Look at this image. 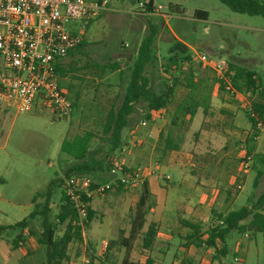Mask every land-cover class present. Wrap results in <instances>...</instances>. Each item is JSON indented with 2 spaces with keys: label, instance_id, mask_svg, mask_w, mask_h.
Segmentation results:
<instances>
[{
  "label": "rangeland",
  "instance_id": "1",
  "mask_svg": "<svg viewBox=\"0 0 264 264\" xmlns=\"http://www.w3.org/2000/svg\"><path fill=\"white\" fill-rule=\"evenodd\" d=\"M151 1L156 15L139 18L138 3L108 0L98 16L89 21L81 36V50L71 60L69 74L64 79H57L67 100L75 106L69 119H55L39 104H34L27 113H16L14 108L0 101V227L4 228L0 233V264L43 263L42 250L35 244V236L41 230L38 219L31 222L32 236L25 234L21 237V249L25 257H29L27 260H23L21 249L10 250V241L19 231L8 227L25 218L34 205L42 201L40 196L46 186L72 164L67 156L59 152L62 140L91 133L89 151L95 153V160L105 156V163L109 160L111 164L126 168L151 167L154 172L165 164V161L157 160L155 147L159 134L164 136L170 127L175 106L185 96L183 87L174 89L171 104L164 112L154 115L144 127L139 126L144 120L141 111L136 108L131 116V125L121 133V146L112 154L106 153L108 147L101 133V110L116 105L121 98L140 43L149 34L148 25L156 31L150 49L156 60L145 65L141 75L151 91L157 93L164 89V84H171L173 74L163 73L160 65L175 54L191 58V63L182 65L181 84L188 87L185 78H188L190 69L197 76L194 80V84L198 85L197 91L201 94L209 92L205 112L201 107L197 108L192 123L183 120L174 130L181 138L179 151L185 154L184 175L188 176V171H192L198 179L204 174L208 178L216 177L218 185L215 187L221 195L227 192L231 196L223 206V210L228 212L246 206L250 200L254 202L264 192V165L255 160V155H264V112L262 119L253 117L260 128L254 132L256 139L253 149L249 150L251 161L247 173L241 172L243 150L250 147L249 144L244 145L245 139L250 137L244 138V132H251L244 114L250 112L252 104H264L263 19L232 13L217 0ZM173 6H177L178 11H170ZM157 7H160L158 12L155 11ZM197 11L206 13V17L195 18ZM117 52L118 55L112 57ZM201 55L210 63L222 61L250 72L257 90L253 94L241 93L242 96L218 91L213 73L196 62V57ZM113 63L117 64L119 73L108 70ZM162 172L169 175L174 183L178 182L176 171L164 168ZM258 172L261 173L259 178ZM101 175L107 176L97 172L94 177ZM92 177L93 174L85 175L78 177L77 181L81 185L83 180H92ZM236 185H240V190H235ZM52 192L49 198L51 218L57 211L61 190L55 186ZM134 196V189H126L119 196L103 194L92 199V202L99 200V204L90 222L89 237L93 240H112L119 230L124 233L136 202ZM211 225H204L203 228L208 229ZM62 228V225L56 226L59 233ZM139 244L135 241L130 252L109 256L99 254L98 260H102L93 261L94 258L92 264H119L124 259L142 262L137 253ZM223 245L226 255L215 254L213 257L219 264H264V231L253 235L230 232ZM84 248L83 245L78 249L81 255ZM211 252L199 253L198 257L206 255V259H210ZM175 256L182 258L180 264H185V260L195 264L184 254ZM157 257L161 264L163 259ZM233 258L237 261L234 262ZM203 263L204 260H200L196 264Z\"/></svg>",
  "mask_w": 264,
  "mask_h": 264
},
{
  "label": "trees",
  "instance_id": "2",
  "mask_svg": "<svg viewBox=\"0 0 264 264\" xmlns=\"http://www.w3.org/2000/svg\"><path fill=\"white\" fill-rule=\"evenodd\" d=\"M134 3H142L143 10L146 13H152V1L151 0H130ZM221 5L226 7L230 12L235 14H244L247 16H258L264 21V4L261 0H217ZM170 11H178L177 6L170 7ZM195 18L204 19L206 13L197 11L194 13ZM149 34L144 36L136 55L135 61L130 69L127 84L124 88V92L119 98L116 105H110L108 108L101 110V133L105 136V144L107 145V152L112 154L122 144L121 133L123 129L129 128L132 121V114L138 108L142 113V119L145 122H151L152 118L156 114H160L171 104V99L174 96V89L179 86L186 90L185 96L179 101L171 115L170 127L165 132V135L159 134L158 144L155 147V156L159 162L166 159V156L171 151H177L181 138L174 130L182 124L184 118L189 123L190 119L194 116L197 108L201 107L203 112L208 108L209 92L206 94L198 92V85L194 84V73L188 69V78H185L188 87H185L180 82V73L183 68V64L186 62L191 63L189 56L177 57L175 54L167 57L162 61L160 69L163 73L171 72V84H164V89H160L157 93L151 91L148 86L147 80L141 75V71L145 65L151 61H155L156 57L151 53V47L153 40L155 39L156 31L152 25H148ZM80 45L77 47L79 49ZM199 64V63H198ZM108 70L113 72L117 70V64L113 63L108 66ZM60 69L56 67V72ZM199 74V72H196ZM229 83L233 90L237 93H251L257 90L256 82L253 75L243 68L228 65L227 72ZM197 78V76L195 77ZM199 83V82H198ZM197 83V84H198ZM215 84L218 91H224L220 81L215 79ZM260 95V93H258ZM71 109L74 108V104L70 103ZM264 104H252L250 112H246L244 116L247 119L251 131H255V118H263ZM245 113V112H244ZM254 134L248 137L244 141V145H250L249 149L244 148L245 154L249 155V150L253 149ZM92 138L91 133H84L81 136H73L70 139H64L59 145V152L67 156L72 164L68 166L59 177H82L93 174L92 180H88L90 187H94L97 184L104 183L108 180L106 174L110 169V162L104 157L100 160L93 159L95 154L93 151H89V142ZM255 160L264 165V155H255ZM124 169L126 167L122 166ZM131 169V168H129ZM104 175L94 177L96 173ZM264 172V166H263ZM261 173H257L259 178ZM56 178L50 182L40 198L42 201L34 205L33 210L22 220L9 226V229H18V231L26 229V234L32 236L31 222L34 219H38L40 225V233L35 236V244L42 250L43 263L42 264H67V252L68 247L75 241H81L79 232L76 228L70 226V222L74 217V211L71 205L65 200L62 190L60 188L61 178ZM58 187L61 190L59 197V205L56 213L50 216L49 198L53 193V187ZM112 190L120 194L124 192L120 185L113 186ZM111 189L104 194L112 191ZM134 192L137 196V200L134 205L133 211L129 216V229L126 238H121L117 241H108L107 247L104 252L106 255L113 246L123 247L128 249L137 237H140V248L142 251H149L153 245L156 235V225L154 223H148L145 225V215L149 209L153 206V198L148 191L146 180L141 181ZM35 201V200H34ZM33 201V202H34ZM264 192L260 193L254 202L251 200L244 207L239 208L236 211L228 212L224 215H217L215 217L214 226H210L206 231L201 232L198 225L183 222L189 233L185 237L184 245H193L196 247H204L213 249L215 254L224 257L226 255V249L223 245L224 238L230 232H236L237 234L253 235L255 233H261L264 231ZM94 213L87 210V223L85 224L86 230H88L89 223L93 218ZM217 222H221L218 224ZM63 225L62 231L59 233L56 230V226ZM144 228V230H143ZM4 230L0 227V233ZM22 235L18 234L11 241L12 249L19 247ZM21 244V243H20ZM221 245V246H220ZM93 259V257H91ZM149 261H147L148 264ZM131 264V263H122Z\"/></svg>",
  "mask_w": 264,
  "mask_h": 264
},
{
  "label": "built area",
  "instance_id": "3",
  "mask_svg": "<svg viewBox=\"0 0 264 264\" xmlns=\"http://www.w3.org/2000/svg\"><path fill=\"white\" fill-rule=\"evenodd\" d=\"M261 1L264 4V0ZM107 2L0 0V101L14 108L16 113H27L34 104H39L55 119H69L71 105L57 84L56 67L64 57L77 49L87 24L98 16ZM138 9L144 12L142 3H138ZM159 9L157 7L155 11ZM196 62L213 73L224 92L242 96L229 83L227 63H210L202 55L196 57ZM145 123L141 121L139 126L144 127ZM258 128L260 124L256 122L255 129ZM241 160V172L247 173L251 155L244 152ZM110 166L108 180L94 187H90L87 180L79 185L78 178L59 177L62 194L74 211L70 226L78 230L83 245L87 243L85 224L92 199L117 185L123 189H134L153 174L151 167L124 169L123 165L116 163H110ZM163 179L168 180L169 177L164 176ZM235 190H240V185H236ZM18 245L21 246L20 243ZM106 247L107 242L100 241L99 254L103 255Z\"/></svg>",
  "mask_w": 264,
  "mask_h": 264
},
{
  "label": "crops",
  "instance_id": "4",
  "mask_svg": "<svg viewBox=\"0 0 264 264\" xmlns=\"http://www.w3.org/2000/svg\"><path fill=\"white\" fill-rule=\"evenodd\" d=\"M139 15L140 16L137 17L142 18L141 16H152V15H156V13L154 11L152 13H146L140 11ZM81 45H82V41H81ZM80 50L81 47L79 49H75L73 52H70L66 57H64L60 61V63L57 65L58 68L60 69V71L57 72V79L60 78L64 79L69 74V67L71 66V60L72 58H75L78 55V52ZM117 55L118 52L112 55V57H115ZM114 72L119 73L120 69L117 67V70H115ZM194 80H196L195 77ZM224 107L226 106H222V108ZM193 117L190 119L189 123H192ZM184 119L186 121L188 120L187 117H185ZM254 132L255 131L244 132V136H245L244 138H246L248 135L252 136ZM255 139L256 136L252 140L255 142ZM179 149L177 151L169 152L166 156V159L164 160L165 164L159 166V168L155 172L153 171V174H151L145 179L147 183L148 191L153 198V206L149 209V211L144 217L145 225L148 223H154L156 225L155 240L153 242L151 249L149 251H142L139 244V250L137 251V253L140 254V257L142 258L143 261L140 262L136 260L135 262H132L130 259L128 260L124 259L119 261V264H122L124 262L131 264H147V261H149L148 264H160V260H157L159 259L157 256L163 259L162 260L163 262L161 264H180L182 262L181 261L182 258L178 259V257L175 256V254H184L186 258H189L191 261L195 262V264L198 263V261L200 260L201 261L204 260L203 264H219V262L216 261L217 262L216 263L215 259H213L215 255L213 249L196 247L190 244L184 245L185 237L189 233V230L184 225H182V223L185 222V223L198 225L201 229L200 230L201 232L206 231L207 229L203 228L204 225L207 224L213 225L215 223L214 220L217 215L219 214L224 215L228 213L227 210H223V206L226 205L227 201L231 196L230 194L228 195L227 192L221 195L219 189L215 187L218 185L216 183L217 181L216 177L212 179V178H208L204 174L200 179H198L196 178V176H194V173L192 171H188V176H185L182 171V169L186 170V168L183 165V163L185 162V154L179 151ZM164 168H168L169 170L176 171L177 172L176 177L178 179V182L174 183L169 175L163 173L162 170ZM163 176H168L169 179L164 180L162 179ZM125 192L126 189L124 190V192L117 194L112 190L111 192L106 194L119 196L124 194ZM134 197L137 200V196ZM98 204H99V200L97 202H92L90 205V210L94 214H95L94 209L96 206H98ZM89 227H90V223L87 230V243L86 245H84L85 248L82 250V255L78 251V249L83 246L82 242L75 241L74 243H71L68 247V252H67V264H92L91 257H93V259L95 258L93 261L98 262L102 260V259L98 260L99 242L117 241L121 238H126L129 229V225H128V228L124 233L119 230L118 235L114 237V239L112 240H105L102 238L93 240L88 235ZM19 234L24 236L26 234V229L19 231ZM135 241L140 242V237H137L134 240V242ZM133 243L130 245L128 249L119 246H113L112 249H110V251L106 254V256H109L112 253L118 254L120 252L121 253L128 251L130 252L133 250L132 249ZM11 249L12 247L10 244V250ZM14 249L20 250L21 246ZM209 251L213 252V253L211 252L210 259H206V255L201 256V258L198 257L199 253L207 254V252ZM21 252H22L21 255L23 257V260H27V258L29 257H25L26 254L23 250ZM234 259L235 258H233V260ZM183 262H185V264H190V262L187 260Z\"/></svg>",
  "mask_w": 264,
  "mask_h": 264
}]
</instances>
